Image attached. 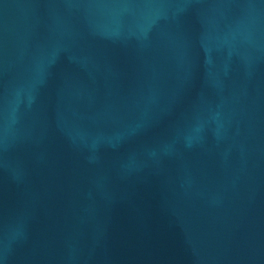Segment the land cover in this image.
I'll use <instances>...</instances> for the list:
<instances>
[{
	"label": "water",
	"instance_id": "95a60500",
	"mask_svg": "<svg viewBox=\"0 0 264 264\" xmlns=\"http://www.w3.org/2000/svg\"><path fill=\"white\" fill-rule=\"evenodd\" d=\"M0 264H264V0H0Z\"/></svg>",
	"mask_w": 264,
	"mask_h": 264
}]
</instances>
